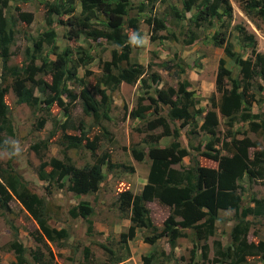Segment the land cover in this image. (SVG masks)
Masks as SVG:
<instances>
[{
	"label": "trees",
	"instance_id": "trees-1",
	"mask_svg": "<svg viewBox=\"0 0 264 264\" xmlns=\"http://www.w3.org/2000/svg\"><path fill=\"white\" fill-rule=\"evenodd\" d=\"M20 1L28 0H0V58L4 67L0 74V132L6 134L0 137V149H9L10 137L15 134L6 100L10 89L21 104L41 107L47 112L58 107L67 117L63 123H57L58 126L61 124L63 136L71 147H80L84 143L91 151L92 163L77 166L71 157H54L41 164L40 177L58 183L59 187L67 186L76 195L94 193L104 181L106 169H114L116 164L111 152H98L101 136L89 135L85 118L78 125L73 122L74 103L81 99L84 115L91 117L96 126L102 128L103 136L111 138L112 132L102 124L112 119L113 100L108 90L114 91L124 82L135 84L140 81L144 94L140 95L137 105L128 114L130 118L146 124L143 131L147 134L143 138L144 145H132L131 153L138 162L148 158L150 164L146 184L132 198L131 224L128 232L123 234L124 241L127 243L136 237L138 229L145 228L149 231L144 237L145 242L154 245L166 238L173 248L179 238L186 236L187 230H192L195 244L193 258L196 249H201L202 257L207 260V241L216 234L220 212L228 210L234 211L236 221L230 234L231 243L223 247L221 242H215L219 257L212 264H247L250 257H260L264 261V239L257 242L248 239L251 229L249 217L264 215V198L251 196V203L246 204L247 186L244 184L258 180L264 182V148L262 142L249 135L252 132L264 137V54L256 49V34L249 33L242 24H236L234 29L238 32L239 40L241 38V45L252 46V55L245 58L236 52L233 41L227 35L234 12L231 0H181L182 10L172 7L173 16L178 19H185L187 12L194 11L190 21L196 29L218 22L220 29L212 38L217 46L224 47L226 55L239 68L235 72L228 67L225 57L220 59L216 91L209 98L210 107L201 105L200 98L195 95L188 80L179 82L176 87L166 86L162 84L159 72L149 73L146 65L132 61L133 44L129 34L137 32L142 36V22L152 29L153 39L161 38L158 32L168 29L166 19L158 15H131L133 9L145 13V1L135 4L133 0H81L79 13L73 1H68V5H65L64 0L47 2V26L33 38L26 62L11 65L16 21L10 9L13 2ZM242 9L254 23H258V19L264 22V0H246L242 3ZM57 15H67L60 22L68 27L67 40L77 45L69 44L64 49L60 48L55 22ZM19 16L26 23L33 21L31 12L19 10ZM172 36L178 39L175 32ZM82 38L99 43L104 40L113 46L111 59L103 61V72L97 79L94 91L89 89L79 72L83 67L88 74L87 66L94 61L93 54L80 44ZM196 39V33L192 31L187 43L192 44ZM51 55H55V58ZM178 57L177 53L174 60ZM174 60L163 62L164 69L171 70ZM154 63L150 62L148 67L157 65ZM176 66L179 68L178 74L185 72L183 64L176 63ZM46 76H50V80ZM75 84H81L80 93H76L72 87ZM36 91L39 93L36 94ZM254 104L260 105L262 109L254 112ZM46 122L47 117L41 118L37 129H42ZM222 123L227 129L223 138L218 131ZM237 124L239 126L234 130ZM246 125L248 128L245 130ZM185 127H189L190 135L203 132L208 136L195 149L202 156L217 162V166L201 165L196 156L191 157L190 165L184 164V158L191 156L189 146L183 145L181 141V130ZM78 129L82 131L80 135L68 132ZM157 129L161 131L153 134ZM165 137L172 140L161 145ZM49 144V139H45L32 144L31 148L41 153L48 150ZM252 148L255 151L251 156ZM14 197L37 221L43 239L58 242L69 237L66 228L52 227L49 223L45 199L30 189L11 164L4 166L0 163V209L9 210V200ZM152 201H158L170 209L161 227L152 220L147 205ZM93 214L94 208L88 203L71 209L74 217L82 216L88 220L90 232L94 227L91 219ZM12 248L19 264L28 262L27 247L22 242H12ZM38 257L36 253V262ZM154 257V253L144 256V264H151ZM120 258H116L114 264L122 262Z\"/></svg>",
	"mask_w": 264,
	"mask_h": 264
},
{
	"label": "rangeland",
	"instance_id": "rangeland-1",
	"mask_svg": "<svg viewBox=\"0 0 264 264\" xmlns=\"http://www.w3.org/2000/svg\"><path fill=\"white\" fill-rule=\"evenodd\" d=\"M56 0H28L27 2H13L10 14L16 21V37L11 47V65H22L26 62L29 55V48L33 44V38L40 34V31L47 26V2ZM61 1V0H58ZM68 1H73L77 7V12L81 10V0H64L65 5ZM145 1L147 10L140 13L137 9L131 11V15H158L166 19L168 29L159 31L161 38H152V29L142 22L140 30L142 36L146 38V45H133L131 54L132 61H138L148 68L149 73L157 71L161 74L166 86H178L179 82L188 80L191 89L195 95L200 98L202 106H209V98L216 91V77L219 62L222 57L227 60V65L233 71L237 72L238 67L228 57L224 47L215 44L212 36L220 29L218 22L210 26L194 28L190 21L194 11L187 12L185 19H178L173 16L172 7L179 10L183 9L181 0H133L135 4ZM246 0H231L233 5V18L231 26L228 28V38L233 41L236 52L242 54L245 58L252 55V46L241 45L238 32L234 29L236 24L245 26L249 33L254 32L257 38L256 49L264 54V22L258 19V26L243 11L242 3ZM19 8V9H18ZM19 10L33 13V21L26 23L21 20ZM66 16H55L57 43L64 49L69 44L77 45L76 42L67 40L68 27L60 22L65 20ZM192 31H195L197 39L188 44ZM176 33L178 39L172 34ZM99 43L98 41H86L84 38L80 44L86 47L94 56V61L87 66L89 73L86 74V68H80V75L84 78L89 89L94 91L97 79L101 76L103 61L110 60L113 46L109 43ZM50 49V48H48ZM177 53L179 57H177ZM55 58V55H51ZM174 60L171 70L164 69L162 63ZM150 62L157 64L149 68ZM176 63L185 66V72H179ZM3 62L0 58V74L3 71ZM50 80V76H46ZM76 93H80L81 84L72 86ZM141 82L135 84L122 83L114 91L108 90L113 106L111 110L112 119L102 122L104 126L112 132L113 137L102 135V128L96 126L93 119L85 116L81 99L74 104L73 122L79 124L82 118L86 119V130L92 137L99 134V153L111 152V158L116 167L105 171V179L100 188L91 194L76 195L70 191L67 186L59 187L58 183L49 182L41 179L39 174L40 166L43 162L51 158L64 159L65 156L71 157L73 163L77 166H83L92 163V154L90 149L83 143L80 147H71L69 141L63 136V131L58 126L66 120V116L58 107H53L50 111L44 108H33L25 103H19L17 96L12 89L9 90L6 100L10 108V116L15 127L14 136L10 137V148L0 149V163L7 166L8 163L25 179L30 189L37 193L47 202V215L50 216L49 223L52 227L66 228L69 237L65 241L51 242L47 238L41 237L40 227L32 215L25 209L17 198L9 200V210L0 209V264H19L16 258L15 250L12 248V242L19 241L27 247V263L31 264H114L115 259L121 257L122 262L117 264H144L143 257L154 253L155 257L151 264H190L205 262L212 264L216 257V241L222 243L223 247L231 243V230L235 224L234 211H221L220 219L217 221L216 234L207 241L209 246L208 259L202 257V250L196 249V256L193 258V249L195 248L193 231L187 230L184 237L178 239L177 245L171 247L166 238L159 240L151 245L145 242V235L149 233L145 228L137 231L136 237L129 239L126 243L123 234L128 232L130 213L132 208V198L139 193L147 182V173L150 160L146 158L138 162L131 153V146L134 144L144 145L143 138L146 132L143 131L145 123L129 117V111L137 105L138 98L144 94ZM39 92L36 91V94ZM150 100V99H147ZM167 108H164L166 110ZM261 106L254 104L253 111L259 112ZM47 117V122L42 129H37L39 120ZM238 124L233 128L237 130ZM245 126V130L247 129ZM189 127L181 130V141L183 145L189 146L191 156L184 158V164L190 165L192 156H196L201 165L217 166V162L208 159L197 152L195 147L200 145L206 139V134L199 132L195 135L188 133ZM68 131V130H67ZM67 131H64L66 133ZM161 129L153 131L157 134ZM218 131L223 134L227 131L223 125L219 126ZM68 132L80 135L81 130H69ZM249 135L262 142L264 148V137L250 132ZM5 133L0 132V137H5ZM242 135H240L241 137ZM49 139L48 150L41 153L35 152L31 145L41 140ZM172 138L165 137L161 140V145L171 142ZM15 142V144L13 143ZM85 142V141H84ZM20 148V154L8 158L9 152L14 148ZM255 149H251V156ZM48 169H50L48 167ZM247 189L245 191V203H251V196L264 198V182H244ZM124 194L125 196H123ZM88 203L94 208V214L91 217L93 222V231H89L88 220L82 216L74 217L71 215V209L79 204ZM151 210V217L155 225L161 227L164 220L169 216L170 209L160 204L158 201L147 203ZM251 229L248 234L249 241L264 239V215L250 216ZM40 238V240L38 239ZM39 240V241H37ZM47 243V244H46ZM203 243V242H202ZM35 250V251H34ZM39 257L37 262L34 260L35 254ZM170 256V257H169ZM25 263V264H27ZM247 264H264L260 257H250Z\"/></svg>",
	"mask_w": 264,
	"mask_h": 264
},
{
	"label": "clouds",
	"instance_id": "clouds-1",
	"mask_svg": "<svg viewBox=\"0 0 264 264\" xmlns=\"http://www.w3.org/2000/svg\"><path fill=\"white\" fill-rule=\"evenodd\" d=\"M129 40L133 45L136 46H144L146 45L147 41L146 38L141 36L137 32H132L129 34ZM15 144V142H13ZM20 148L14 147L8 154V158H12L13 156H18L20 154Z\"/></svg>",
	"mask_w": 264,
	"mask_h": 264
}]
</instances>
